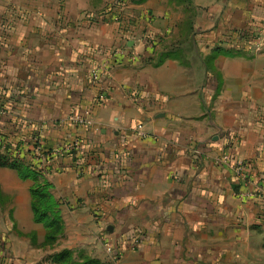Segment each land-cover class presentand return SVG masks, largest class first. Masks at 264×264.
<instances>
[{
    "label": "crops",
    "instance_id": "0c3cea01",
    "mask_svg": "<svg viewBox=\"0 0 264 264\" xmlns=\"http://www.w3.org/2000/svg\"><path fill=\"white\" fill-rule=\"evenodd\" d=\"M190 1L191 30L259 31L249 52L182 36L174 0H0V127L41 125L85 152L46 176L52 242L35 181L0 165V264H264V0Z\"/></svg>",
    "mask_w": 264,
    "mask_h": 264
},
{
    "label": "trees",
    "instance_id": "16d2710c",
    "mask_svg": "<svg viewBox=\"0 0 264 264\" xmlns=\"http://www.w3.org/2000/svg\"><path fill=\"white\" fill-rule=\"evenodd\" d=\"M174 1L180 5L185 4V2H180V0H174ZM188 1H189V4H191V1L190 0ZM13 126L16 127L15 130L19 132V134L17 135L18 137L17 136L14 137L16 139V142L14 143L16 145L14 146L22 144L23 143L22 140L25 137L27 136L31 137L34 134L41 131V125L32 127V126L22 125L20 123H15L13 124ZM76 138L80 141L78 137ZM42 141L44 144L42 150L45 153L49 152L55 146H58L60 144V143L55 144V145L51 144L50 142L46 141L43 137H42ZM10 144L12 145V143ZM80 153L84 154L85 152H82L79 146L77 150H73L72 153L69 154L68 156L63 157V158L51 157V161L56 164L69 163L70 165L74 167L82 166L79 163ZM0 165L8 166L10 168L17 170L21 178H31L35 181V184L30 189L31 207L34 213V219L36 222H41L44 225V227L47 230H49L46 236V240L51 241V242L55 240L57 235L60 233L62 229L61 217L59 215L58 210L56 209L58 202L53 198L52 194L49 191L50 184L46 182L47 180L46 177H44L41 173L36 171L30 164L20 161L18 159L10 158L6 152L1 150V144H0ZM41 179L42 181H39ZM64 257H65V254L62 253V254L56 255L53 258H51V261L53 263H56L62 260V258ZM65 258H64V261H66Z\"/></svg>",
    "mask_w": 264,
    "mask_h": 264
},
{
    "label": "built area",
    "instance_id": "2783aa9c",
    "mask_svg": "<svg viewBox=\"0 0 264 264\" xmlns=\"http://www.w3.org/2000/svg\"><path fill=\"white\" fill-rule=\"evenodd\" d=\"M151 45L153 44L152 41H150ZM113 56V55H112ZM114 57V56H113ZM114 60V59H113ZM108 69L109 65H97L91 71L89 72L88 78L91 81L93 85L98 87V92L95 95V102L100 103L104 100L107 91L110 89V83L107 82V76H108ZM67 120L72 121L76 124H82L85 122L84 118L81 115H75L71 114L67 117ZM16 127H14V133L16 134L15 130ZM3 139H0L1 144V150L6 152L8 156L12 159H18L20 161H23L25 163L30 164L36 171L41 173L43 176H47L50 174L53 170L55 171L58 168H61L64 164H56L51 161V157H57V158H63L68 156L72 153L73 150H77L79 147L80 141L77 138H72L69 140H65L61 142L58 146H55L52 150L49 152H43L42 148L44 146L42 141V134L41 132H38L34 134L33 136L25 137L22 141V144H19L16 147V151L14 153H9V151H6V146L9 145L7 141H3ZM24 151L27 155H29L30 159H26V156H24ZM195 153H199L197 150H194ZM215 163L221 164H232L234 168L235 175L241 179L246 178V172H245V166L244 163H237L234 161L231 156L227 152L220 153L217 157H215ZM80 172V169H79ZM113 245L110 242L106 243L107 250H111ZM39 264H53L51 261H42Z\"/></svg>",
    "mask_w": 264,
    "mask_h": 264
},
{
    "label": "rangeland",
    "instance_id": "374dc122",
    "mask_svg": "<svg viewBox=\"0 0 264 264\" xmlns=\"http://www.w3.org/2000/svg\"><path fill=\"white\" fill-rule=\"evenodd\" d=\"M180 2H185V4H182L183 11L185 14V27L184 32H182V36L186 37H207L210 39H216L218 43L216 42L211 47V52H221V54L226 53H247L250 49L251 42L254 41V38H257V32L254 30H239V29H212L211 26L207 28H201L198 29H190V23L192 22L193 18L196 15L195 7L189 4L188 0H180ZM221 15H218V17L213 20L212 23L217 25L218 18H220ZM211 22V21H210ZM211 23V24H212ZM214 27V26H212ZM215 28V27H214ZM19 134V132L16 131V134L14 133V126L9 125L7 128H1L0 127V139H3V141H7L8 143H12L9 145H5L6 151L8 150L9 153H14L16 151V147L14 145L16 142V137ZM18 137V136H17ZM24 156H26V159H30L29 155L26 154L24 151ZM46 177V176H44Z\"/></svg>",
    "mask_w": 264,
    "mask_h": 264
}]
</instances>
